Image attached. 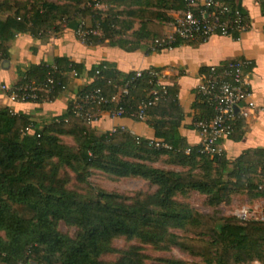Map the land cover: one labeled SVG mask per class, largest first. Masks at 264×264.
I'll return each instance as SVG.
<instances>
[{
    "label": "trees",
    "instance_id": "16d2710c",
    "mask_svg": "<svg viewBox=\"0 0 264 264\" xmlns=\"http://www.w3.org/2000/svg\"><path fill=\"white\" fill-rule=\"evenodd\" d=\"M220 2L234 10L235 0ZM97 4L104 8H96ZM260 5L264 14V1ZM184 9L183 0H1L0 60L8 58L9 44L17 35L41 37L57 30V22L85 17H89L90 26L82 25L81 31L86 33L78 36L86 44L108 40L127 51L149 47V42L156 44L155 40L166 36L164 24L174 21L172 13L178 15ZM184 42L199 43L176 39L165 46ZM53 65L54 70L50 64L19 69V80L12 85L43 84L50 74L51 92H38L33 102L53 101L75 72L77 78L84 74L91 78L76 93L78 98L99 89L108 100L91 104L70 100L65 113L42 125L23 112L0 105V231L4 232L0 263L108 264L99 258L118 253L114 264H145L148 256L142 250L150 246L162 251L175 247L199 260L184 263L158 258L160 264H264V212L261 218L244 219L207 215L175 199L196 191L208 197L209 206H218L243 190L252 197H264V149L247 150L230 163L223 152L211 156L200 152V144L188 145L178 133L183 113L173 87H167L165 99L147 108L145 118L152 119L144 120L154 129L152 139L167 142L170 149H156L148 145L150 139L124 130L98 132L93 122L101 113L120 106L124 108L122 117L138 120L135 114L146 96V76L127 96L111 101L134 71L120 78L106 62L86 71L84 64L65 57H57ZM199 99L211 117V107ZM78 104L82 105L80 116L76 115ZM62 136L72 137L76 147L63 143ZM163 156L167 157L164 163L181 170L151 164ZM75 165L83 172H76L79 182L86 181L90 168L120 178L138 177L155 189L134 196L104 191L94 196L77 195L65 187L69 177L59 173L63 166L76 171ZM256 172L261 181L249 175ZM59 221L74 227V236L60 232ZM117 237L136 243L115 249L111 241Z\"/></svg>",
    "mask_w": 264,
    "mask_h": 264
},
{
    "label": "crops",
    "instance_id": "0c3cea01",
    "mask_svg": "<svg viewBox=\"0 0 264 264\" xmlns=\"http://www.w3.org/2000/svg\"><path fill=\"white\" fill-rule=\"evenodd\" d=\"M261 1L264 0L234 2V9L249 23L247 31L235 32L230 36L214 35L204 42L191 44L184 42L176 47H166L165 44L149 45V42L147 45L149 47L127 51L109 44L108 40L95 45L86 44L78 34L82 25L89 27L87 26L90 25L89 17L73 19L68 23L57 22L59 28L48 31L44 36L19 34L10 42L9 56L0 63V82L15 84L19 80V69L24 71L31 65L39 64L53 65L57 57L82 63L86 71L106 62L119 72L120 78L135 70L157 68L161 71L162 83L166 87L175 88L177 93V101L183 113L178 127L179 135L188 145H198L203 137L198 123L210 119V112L201 103L197 92L202 75L211 66L223 65L235 59L247 60L251 87L249 100L253 106L246 109V116L236 119L234 134L221 141L222 152L232 163L247 150L264 149V14ZM100 5L96 8H104V5ZM176 16L177 14L172 13V17ZM171 23L164 24L166 36L172 33ZM134 27L136 29L138 23H135ZM70 79L64 92L53 101L11 102L5 95L0 94V105L8 106L14 112H23L31 120L42 125L49 122L53 116L65 113L69 101L74 100L76 93L91 81L86 74L77 78L71 73ZM146 119L152 118L150 116L144 120ZM144 120L111 117L109 113L103 112L92 125L98 132L121 127L134 136L144 139L155 138L154 129ZM162 158L167 159L166 156ZM161 163L156 167L181 170V167L175 164L163 161Z\"/></svg>",
    "mask_w": 264,
    "mask_h": 264
},
{
    "label": "built area",
    "instance_id": "2783aa9c",
    "mask_svg": "<svg viewBox=\"0 0 264 264\" xmlns=\"http://www.w3.org/2000/svg\"><path fill=\"white\" fill-rule=\"evenodd\" d=\"M185 9L179 13L172 25V33L162 39L155 40L157 45H168L180 39L182 41L204 42L214 35L230 36L233 33H242L249 29V23L237 10L231 11L226 5H221L220 0H183ZM218 8V9H217ZM86 32L79 31L83 36ZM249 61L235 59L223 65L211 66L202 75L197 86V92L203 102L211 107L212 115L209 120L198 123L202 133L200 152L211 156L222 153L221 141L232 135L234 124L238 117L246 116V109L253 106L249 100L251 87L248 80L247 67ZM54 70L56 67L51 66ZM51 72V71H50ZM98 73V71L96 72ZM76 77V73L72 72ZM146 76L148 85L146 96L137 107L135 114L137 119H145V111L148 107L156 105L167 96V87L161 81V71L156 69L135 70L134 75L126 79L120 86L118 93L110 98L118 100L121 96L129 94L130 89L136 86L138 80ZM53 87V77L49 74L46 82L35 84L28 82L24 85H9L0 82V94H3L11 102L34 101L38 98V92L49 93ZM83 104L94 102H106L108 99L95 89L83 95L75 96ZM77 116H80L82 105L78 104ZM237 111H236V109ZM123 107L112 110L111 117H122ZM123 130L121 127H112L110 134ZM148 145L156 149H170L171 146L161 139H150ZM189 152V148L185 150ZM241 218H247V211L243 210ZM21 264V263H19Z\"/></svg>",
    "mask_w": 264,
    "mask_h": 264
},
{
    "label": "rangeland",
    "instance_id": "374dc122",
    "mask_svg": "<svg viewBox=\"0 0 264 264\" xmlns=\"http://www.w3.org/2000/svg\"><path fill=\"white\" fill-rule=\"evenodd\" d=\"M1 1V0H0ZM14 1V0H11ZM99 5V4H97ZM101 6V5H100ZM99 7V6H98ZM6 14L1 17L4 18ZM87 26H90L87 24ZM167 33V32H166ZM165 33V34H166ZM5 59L0 60L4 61ZM61 141L68 146L76 147L74 139L70 136H62ZM160 159V160H157ZM151 164L160 165L162 161H166L164 158L157 157ZM162 160V161H161ZM76 171L71 170L63 166L59 173L60 177H69L66 189L71 190L77 195L94 196L95 193L99 191L123 194L128 196H134L137 193H148L155 189V186L150 184L148 181L143 180L138 177H115L113 175L101 172L96 169H90L85 174L86 181L79 182L76 180L77 173H82L80 166L75 165ZM77 172V173H76ZM256 181H261L263 179L257 172L249 174ZM261 183V182H257ZM175 199L181 203H185L191 208L196 209L207 215H220V216H236L241 218V213L243 210L247 211V217L261 218L264 212V197H252L245 190L234 194L230 197L227 202L221 203L218 206H209L207 199L208 197L203 194H199L196 191H189L185 195H176ZM215 215V216H216ZM242 219V218H241ZM58 230L69 236H74L76 229L71 226H67L62 221H59ZM181 233L179 230H174V232ZM0 236L4 237V232L0 231ZM135 240L127 241L123 237L114 238L111 241V245L115 249L123 250L127 249L129 246L135 244ZM143 253L148 256L145 264H160L157 261L158 258H175L183 261L184 263L188 261L199 262L198 258L192 256L186 252L180 251L177 248H171L169 251H162L158 249H153L150 246H144ZM118 258V253H109L102 255L99 259L105 261L108 264H114ZM21 263V262H19ZM2 264V263H0Z\"/></svg>",
    "mask_w": 264,
    "mask_h": 264
},
{
    "label": "water",
    "instance_id": "95a60500",
    "mask_svg": "<svg viewBox=\"0 0 264 264\" xmlns=\"http://www.w3.org/2000/svg\"><path fill=\"white\" fill-rule=\"evenodd\" d=\"M236 109V108H235ZM237 110V109H236Z\"/></svg>",
    "mask_w": 264,
    "mask_h": 264
}]
</instances>
